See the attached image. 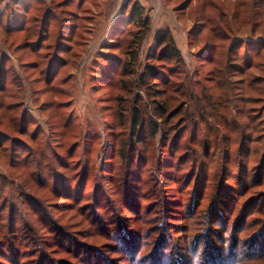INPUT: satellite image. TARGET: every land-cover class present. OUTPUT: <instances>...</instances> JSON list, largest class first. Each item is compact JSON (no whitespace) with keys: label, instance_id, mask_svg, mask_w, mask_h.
<instances>
[{"label":"rangeland","instance_id":"rangeland-1","mask_svg":"<svg viewBox=\"0 0 264 264\" xmlns=\"http://www.w3.org/2000/svg\"><path fill=\"white\" fill-rule=\"evenodd\" d=\"M14 2L0 0V264H196L263 246L264 0ZM159 29L181 52L175 73L146 59ZM146 63L184 93L206 86V127L259 131L228 141L201 125L198 141L180 97L171 141L131 146Z\"/></svg>","mask_w":264,"mask_h":264},{"label":"trees","instance_id":"trees-1","mask_svg":"<svg viewBox=\"0 0 264 264\" xmlns=\"http://www.w3.org/2000/svg\"><path fill=\"white\" fill-rule=\"evenodd\" d=\"M21 1L22 0H15L14 3L17 6V4H20L19 2ZM125 3L123 4V6H126ZM17 14H22V12L18 11ZM135 15L138 16L139 20H142L141 9H137L136 2H134L131 6V9L129 11V17L132 19L133 16ZM7 16L5 17V19L7 18ZM142 21L145 23L144 20ZM240 42L243 43L242 41ZM132 57L135 58L136 55L133 53ZM146 59L147 60L154 59L160 62L166 61L167 63H171V62L175 63V65L168 66L167 72L169 74L175 73L179 68H181L182 67L181 63L183 62V58L180 50L176 47L173 37L169 34L168 30L166 29H159L155 32L154 46L147 51ZM207 59L210 60L209 57H207ZM225 61L228 62L227 58H225ZM129 62L130 61H128L127 63H122V67L120 70L126 71L128 65L131 64V62L130 63ZM252 63L253 61L251 59L246 62L245 67H242L236 63L233 64L226 63V66L227 68L230 67L233 69L230 75L236 74V76L237 75L243 76L245 72L249 68H251V66L253 65ZM158 69L159 68H157L153 63L152 64L146 63L144 65L143 72L138 76L139 84L141 88H143L145 95L147 97L144 100L141 99L140 102L141 107L139 106L132 107V114L130 118L131 120L130 133L127 135L129 140L131 141L130 143L131 146L144 143L146 142L147 138L153 139L154 137H156L157 134H159V138H160L159 141L161 142L171 141L169 139V134L173 129L172 118L178 113L177 111L179 110L182 111L183 109L182 107H184V103H185V101L179 102L180 97H185V99L193 98L196 103L195 106H197L196 108L197 120L195 122L193 121L194 119H192L189 122L190 126L193 128L192 130L193 138L197 137L198 130H200L199 126L201 125H205L203 126L205 128L203 127L202 128L205 131H207L210 135L214 136V139L217 138V136L221 133V131L223 134L224 133L223 130H225L226 138L228 141H230L229 138L232 132L238 133L239 135H246L245 133L247 131H250L249 133L250 136L253 132L256 133L259 131L256 124L251 127L249 122H248L249 125L247 124L246 127L242 123L240 124L237 123L238 125L234 123L235 126H233V123L230 124V122L225 124L223 129H221L219 126H216L215 128L206 127L207 120L205 118L203 119V116H205L206 114L208 115L209 111L204 106H201L200 103L202 98L204 99L206 98V100L209 103L211 101L210 99L212 94L207 93L208 89L206 88V86L202 87L198 92L192 90L190 91V93L189 92L184 93V84L182 82H176V84L170 85L171 81L169 80V77H167L164 71ZM3 77L4 74L0 75V80L3 79ZM238 90L242 91V88L239 87ZM168 91H171L172 94H167ZM228 112L226 111L227 115H229ZM242 112L243 111L238 110L237 115L242 116L243 115ZM183 115H185L186 119H188V117L191 116L190 114H187L186 111L185 114L183 113ZM222 116H225V114L222 113ZM261 122H262V127H260V129H262L263 131L261 130V133H259L260 137H258L257 139L255 138L256 141L264 140V127H263L264 121ZM176 136L177 137L175 141H178L180 139L178 138L179 133H177ZM197 138L198 141H204L206 140V138L208 139V137H197ZM212 140L213 139H211V141ZM261 235L263 236L262 231H258L257 233L252 235V238L259 239L262 238ZM253 239L251 241H254ZM245 252H246V256L243 257H237L233 255V253L232 254L230 253L229 254L230 259L227 261H223L220 258V256H217V257H210L206 263H201V261H199L196 264H207V263L208 264H264V244L263 246L255 245L251 248V250L249 248H246ZM199 253L200 252L197 253L198 257L200 255ZM171 264H175V262ZM179 264H185V263L181 261L179 262Z\"/></svg>","mask_w":264,"mask_h":264}]
</instances>
